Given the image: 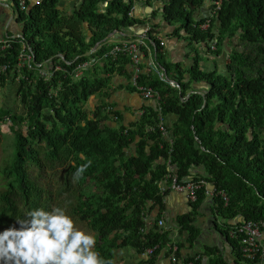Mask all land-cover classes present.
<instances>
[{
  "label": "trees",
  "instance_id": "trees-1",
  "mask_svg": "<svg viewBox=\"0 0 264 264\" xmlns=\"http://www.w3.org/2000/svg\"><path fill=\"white\" fill-rule=\"evenodd\" d=\"M136 1L71 0L78 5L66 10V0H27L24 8L15 0L24 36L0 50V65H8L0 87L19 83L25 111L0 107V123L10 121L15 133L11 157L0 170V230L19 227L17 221L33 209L59 205L96 236L95 250L111 264L122 247L141 254L154 248L147 263L157 264L161 251L170 254L174 247L170 230L159 225L165 197L174 191L162 190L171 172L179 182H205L193 202L196 211L207 184L225 192L228 200L220 193L213 199L227 232L247 220H264V0H222L219 7L216 0H146L159 2L166 22L206 42L212 55L229 49L225 70L202 69L197 59L188 80L180 68L170 77L178 66L167 62L164 44L150 32L158 72L135 66L127 52H113L118 41L111 38L131 40L124 33L144 23L133 15ZM207 1L210 16L198 17ZM25 45L34 55L30 66L19 65ZM116 75L127 84L115 85ZM194 81L208 83L206 93L187 97ZM114 86L137 92L138 86L150 87L159 94L158 106L125 124L105 100ZM94 95L103 97L100 105H91ZM169 114L177 120L165 135L159 123ZM82 165L87 167L78 174ZM193 168L203 172L188 179ZM155 209L160 213L153 220ZM194 215L178 219L180 233L191 241L199 232ZM233 245L242 259L235 238Z\"/></svg>",
  "mask_w": 264,
  "mask_h": 264
},
{
  "label": "crops",
  "instance_id": "crops-1",
  "mask_svg": "<svg viewBox=\"0 0 264 264\" xmlns=\"http://www.w3.org/2000/svg\"><path fill=\"white\" fill-rule=\"evenodd\" d=\"M19 1V0H18ZM38 0H31V3H35ZM199 11H197L198 17H207L211 13V2H207ZM161 4L156 2L149 5L146 0H138L135 3L133 15L137 18L144 20V23L134 27L130 33H124V36L139 38L143 35H147L150 32L160 42L164 43V55L167 62L177 65V69H174L170 73V77L173 75L178 76L179 70H185V80L190 78L189 69H191L197 59L200 60V66L202 69L212 70L220 68L225 70L228 65L227 59L229 58V49L224 48V51L219 55H212L209 52L207 43L204 41H193L189 39L188 34L184 30L176 32L177 25H170L166 22L163 15L160 13L159 8ZM159 11V12H157ZM156 12V14H155ZM18 6L15 0H0V39H12L22 38L24 34V24L18 18ZM21 35H23L21 37ZM126 38H111L112 41L118 42L125 40ZM134 40V39H131ZM190 41H193L190 43ZM150 47H142L139 53L140 63H142L148 70V72H158V66L153 53V47L147 42ZM210 43V41H209ZM212 46V43L210 44ZM1 50V48H0ZM205 60H212L214 66L210 69ZM154 66L152 67V65ZM162 69L161 67H159ZM164 72V71H163ZM165 73V72H164ZM166 75V73H165ZM167 76V75H166ZM168 78V77H167ZM115 80L117 84L125 83L126 79L123 76L116 75ZM208 83L203 81H194L192 88L187 91V97L192 94L193 91H205ZM19 83L13 84L16 89V95L14 100L20 102L17 97ZM119 86V85H118ZM11 87V86H10ZM10 89V88H9ZM108 98L105 100L112 104L116 110L121 114V122L125 124L132 123L142 114L144 108L150 106H158V100L160 97L144 98L143 94L137 91H130L126 88H117L114 86L111 90ZM190 94V95H189ZM103 102V97L100 95H94L91 98L93 105H100ZM22 105V108L21 106ZM19 107L22 110L25 109L24 104H20ZM177 120V115L169 114L165 116V123L167 127L173 126ZM202 168H193L188 179L192 176L202 173ZM207 189L212 190V195H207L201 206L194 209V203L190 200L187 191H170L165 197V210L160 219L164 220V228L170 230L172 237V245L177 246V255L182 260L191 258L197 264H264V260H258L256 262H249L245 259H240L238 251L233 245V238L228 230V225L225 220L216 213V203L212 198L216 191L214 184H207ZM159 209H155L151 215L153 220L159 218ZM185 213H195L194 223L199 229L198 235L190 239V234L180 233V225L178 219ZM231 222V221H230ZM167 248H164L158 256L157 264H173L171 255L168 254ZM115 259L117 264H148V255L145 253H139L132 247H122L115 250Z\"/></svg>",
  "mask_w": 264,
  "mask_h": 264
},
{
  "label": "clouds",
  "instance_id": "clouds-1",
  "mask_svg": "<svg viewBox=\"0 0 264 264\" xmlns=\"http://www.w3.org/2000/svg\"><path fill=\"white\" fill-rule=\"evenodd\" d=\"M208 26L209 20L201 27ZM147 39L146 35V42ZM86 167L82 165L78 174ZM27 216L17 221L19 227L12 224L0 230V260L8 264H111L95 250L96 236L77 227L66 208L41 207L31 210Z\"/></svg>",
  "mask_w": 264,
  "mask_h": 264
},
{
  "label": "built area",
  "instance_id": "built-area-1",
  "mask_svg": "<svg viewBox=\"0 0 264 264\" xmlns=\"http://www.w3.org/2000/svg\"><path fill=\"white\" fill-rule=\"evenodd\" d=\"M222 0H218L217 4L218 7L220 6ZM27 5V0H19V6L21 8L26 7ZM146 35H143L142 37H139L135 40H129L125 39L123 41H120L117 43L115 46L113 52L118 53V52H127L132 56V60L134 61L135 66L139 65L140 62V57L139 53L141 48L144 47H149L148 43L146 42ZM165 42H161V44H164ZM10 44V39H0V45L2 48L5 46H8ZM27 46L25 45L23 52L21 53L19 57V65H24L32 63L34 60V55L32 52L25 50ZM96 48H93L95 50ZM92 50V51H93ZM154 64L152 65V67ZM8 65H0V77L2 73L7 71ZM138 72V68L136 69ZM159 75L161 78L164 80H169L167 79V76L163 71H159ZM134 82H136V78L134 79ZM172 86H178L177 82L174 80H169ZM140 93L143 94L144 98L149 99V98H155L159 97V94L157 91L153 90L150 87L147 86H138ZM160 129L163 131L165 135H168L169 131L167 130L166 123H165V118H161V122L159 123ZM170 138V137H169ZM168 164L171 165V161H168ZM162 186L163 191H168V190H174V191H179V192H184L187 191L190 197V200L192 202H196L198 199V190L202 188V186L205 185L204 181L201 182H179L177 175L175 173H169L166 175V180H164ZM220 193L221 195L224 196L226 200H228V197L226 196L225 192L223 191H218L216 189L215 194ZM214 194V195H215ZM216 194V195H217ZM206 195H212V190L206 189ZM164 220L161 219L159 221V225H164ZM230 235L232 238H235L238 240L240 248H241V254L242 256L247 259V260H264V220H247L244 222H241L240 224L234 225L230 231ZM154 251V248H148L145 252L146 255L152 254ZM177 246H174L172 248V255H171V260L173 264H197L194 261H188L184 262L179 256L177 255Z\"/></svg>",
  "mask_w": 264,
  "mask_h": 264
},
{
  "label": "rangeland",
  "instance_id": "rangeland-1",
  "mask_svg": "<svg viewBox=\"0 0 264 264\" xmlns=\"http://www.w3.org/2000/svg\"><path fill=\"white\" fill-rule=\"evenodd\" d=\"M69 1H71V0H66V2H65L64 9H66V10L67 9L70 10L71 7L73 8V6L71 4H69ZM192 42L193 41H190V43H192ZM205 61L208 64L210 69L212 68V66H214V62L212 60H205ZM227 62L228 63L230 62V58L227 59ZM221 71H223V70H221ZM9 88H1L0 87V107H8L9 109H13V110L16 109V111L20 110V111L24 112L25 109L22 110L21 109L22 105H20V104H22L21 99H19L20 100L19 103H18V100H14L15 95H16V89L13 86L9 87ZM17 97H18V95H17ZM19 105L21 106V108L16 107ZM91 105H93V104L91 103ZM25 133H27L26 130H25ZM14 137H15V133L11 130V122L10 121L1 122L0 123V170L5 165V163L8 162V160L11 157V152L13 150ZM3 184H4V181L0 175V189L3 188ZM216 194L212 198H214L216 196ZM75 223H76L77 227L82 228L86 231H90L85 226V224L79 223V222H75Z\"/></svg>",
  "mask_w": 264,
  "mask_h": 264
},
{
  "label": "water",
  "instance_id": "water-1",
  "mask_svg": "<svg viewBox=\"0 0 264 264\" xmlns=\"http://www.w3.org/2000/svg\"><path fill=\"white\" fill-rule=\"evenodd\" d=\"M23 34V33H22ZM114 34H111L109 37L113 36ZM23 35H21L22 37ZM202 94H205L206 93V90L205 91H201ZM190 95V94H189Z\"/></svg>",
  "mask_w": 264,
  "mask_h": 264
},
{
  "label": "flooded vegetation",
  "instance_id": "flooded-vegetation-1",
  "mask_svg": "<svg viewBox=\"0 0 264 264\" xmlns=\"http://www.w3.org/2000/svg\"><path fill=\"white\" fill-rule=\"evenodd\" d=\"M76 1H78L77 3L79 4L80 0H76ZM69 2H70V1H69ZM77 3L75 2V4H77ZM75 4H74V5L71 4V5L73 6V8L76 6ZM78 4H77V5H78Z\"/></svg>",
  "mask_w": 264,
  "mask_h": 264
}]
</instances>
